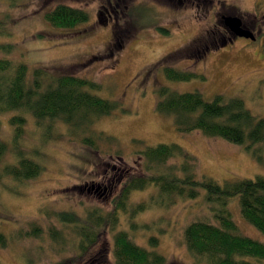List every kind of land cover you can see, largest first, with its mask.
I'll use <instances>...</instances> for the list:
<instances>
[{
    "label": "rangeland",
    "instance_id": "374dc122",
    "mask_svg": "<svg viewBox=\"0 0 264 264\" xmlns=\"http://www.w3.org/2000/svg\"><path fill=\"white\" fill-rule=\"evenodd\" d=\"M178 1L0 0V31L4 33L0 45H13L11 53L0 51V57L25 64L30 74L34 68L44 67L57 75L89 79L99 85L92 94L118 103L111 116L92 125L117 142L99 140L97 149L83 145L80 137H71L61 124L52 130L54 137L45 139L29 112L0 114V139L9 145L10 118L18 114L25 118L20 147L44 167L30 181L17 183L6 178L0 183V232L8 237L7 246L0 247V264H55L72 259L74 232L59 222L57 214L83 216L92 207L112 212L124 178L141 174L139 152L146 146L183 147L196 157L199 178L219 184L264 177V147L259 163L252 153L257 151L246 152L243 146L207 138L199 131L179 134L172 118L155 111L156 89L166 86L178 93L198 91L208 100L219 94L238 97L254 116L264 119V0ZM58 5L85 10L89 21L73 30L53 27L45 14ZM225 15L241 18L256 40L235 38L221 47V38H230L221 20ZM113 29L123 37L119 51L112 45ZM199 36L204 38L202 43L217 48L196 60L172 56ZM164 67L192 71L206 80L171 82ZM9 148L5 164L14 163ZM155 195L152 186L132 192L129 202L133 206L148 203ZM204 195L201 189L196 199L178 198L132 219L120 213L117 227L102 232L95 252H100L101 244L111 249L114 234L124 231L136 245L162 254L166 264H195L184 244L185 227L196 221L218 224ZM228 206L237 233L264 244V236L242 219L238 199ZM31 223L42 229L41 234L21 236ZM51 229L64 237L62 246L51 238ZM152 237L157 238L154 248L149 243Z\"/></svg>",
    "mask_w": 264,
    "mask_h": 264
},
{
    "label": "trees",
    "instance_id": "16d2710c",
    "mask_svg": "<svg viewBox=\"0 0 264 264\" xmlns=\"http://www.w3.org/2000/svg\"><path fill=\"white\" fill-rule=\"evenodd\" d=\"M171 1V0H169ZM183 0L178 2L182 4ZM206 1L207 0H202ZM205 2V3H206ZM102 11L99 19L105 22ZM47 22L55 28L73 30L89 21V14L82 9L58 5L45 14ZM244 24V23H243ZM4 34L0 31V35ZM199 36L187 47L172 56L182 58H203L209 50L217 48L202 43ZM228 40L221 38L223 47ZM113 47L119 51L124 45L123 37L113 29ZM12 44L0 45V51L11 53ZM179 58V57H178ZM164 75L171 82H188L192 79L205 81L203 75L192 71L164 67ZM25 64L14 63L11 59L0 57V114L10 112H29L35 125L42 131L43 137L55 136L52 130L58 124L67 127L69 135L80 137L83 145L97 149V142L104 140L114 144L116 139L105 136L92 129L94 122L102 117L111 116L118 103L103 99L91 90H98L97 83L89 79L72 75H57L44 67H36L29 76ZM155 111L173 119L179 134L185 135L199 131L207 138H219L229 143L243 146L246 152L251 150L257 162L262 163L264 147V119L254 116L238 97L215 95L211 100L196 92L178 93L166 86L156 89ZM26 120L21 115L12 116L9 125L12 128L10 145L0 139V183L8 178L24 183L39 176L44 167L29 157L20 147L25 133ZM13 152L14 163H3L9 152ZM254 147H256L254 149ZM141 174L127 175L122 187L112 202V212L105 213L100 207L86 209L83 216L72 213L57 214L62 225L74 232L72 259L55 264H166V258L155 250L136 245L126 232L118 231L113 236V245L101 244L103 231H114L119 222V214H127L129 219L145 212L153 206L166 207L176 199H196L201 189L205 203L218 222L217 225L196 221L187 225L183 231V240L187 251L195 264H264V244L237 233L232 219L229 203L238 199L242 219L264 236V177L239 179L219 184L211 178L198 175L199 164L195 156L177 144H158L143 147ZM155 187L156 195L148 203L130 205V196L134 191ZM131 227H135L131 223ZM42 229L33 223L24 237H38ZM52 239L63 245L64 237L50 230ZM8 237L0 232V247L7 246ZM154 248L157 238L149 239ZM110 255L112 258H110Z\"/></svg>",
    "mask_w": 264,
    "mask_h": 264
},
{
    "label": "water",
    "instance_id": "95a60500",
    "mask_svg": "<svg viewBox=\"0 0 264 264\" xmlns=\"http://www.w3.org/2000/svg\"><path fill=\"white\" fill-rule=\"evenodd\" d=\"M225 29L235 38H245L255 41L254 34L243 26V21L237 16L225 15L221 18Z\"/></svg>",
    "mask_w": 264,
    "mask_h": 264
},
{
    "label": "flooded vegetation",
    "instance_id": "af4514ba",
    "mask_svg": "<svg viewBox=\"0 0 264 264\" xmlns=\"http://www.w3.org/2000/svg\"><path fill=\"white\" fill-rule=\"evenodd\" d=\"M243 26L245 27V25L243 24ZM230 34V33H229ZM233 40H235V37H233L231 34H230V38L228 39V42L231 43ZM249 41H251L250 39H247ZM255 40H256V37H255Z\"/></svg>",
    "mask_w": 264,
    "mask_h": 264
}]
</instances>
